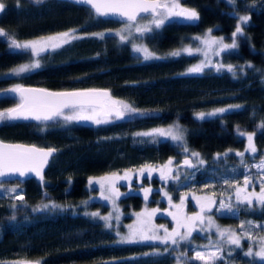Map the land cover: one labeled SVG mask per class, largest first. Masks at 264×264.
Masks as SVG:
<instances>
[{
    "label": "trees",
    "instance_id": "obj_1",
    "mask_svg": "<svg viewBox=\"0 0 264 264\" xmlns=\"http://www.w3.org/2000/svg\"><path fill=\"white\" fill-rule=\"evenodd\" d=\"M0 3L6 6L0 13V28L17 40L71 29L79 30L78 34L83 36L62 49L41 53V68L17 77L0 78V89L15 80L54 89L105 87L111 96L146 113L101 125L74 122L63 127L56 125L46 131H40L33 120L0 124L3 140L57 150L43 173L46 187L34 177L22 182L0 181L18 186L19 194L24 196L23 201H18L0 192V262L35 259L43 264H175L177 258H189L191 251L186 242L169 247L170 253L150 256L144 253L162 252L163 246L147 241L118 243L116 234L83 214L78 202L88 195L86 183L91 176L156 168L173 156L179 160L180 152L169 140L137 135L171 121L181 124L187 147L197 151L204 161L185 169L190 173L187 180L165 184L172 200H178L180 189L188 186L207 185L218 193L224 180L240 174L241 163L234 154L217 155L225 150L241 149L244 141L239 131L255 132L253 143L257 150H264V129L257 127L264 122V0H237L235 5L227 0H182L183 7L198 12L197 21H166L144 37L151 52L162 55L187 41L190 34L209 28L227 37L235 26L237 14L248 16L247 23L242 24L243 34L237 47L220 53L223 62L235 67V73L224 69L198 74H184L196 55L182 53L179 57L140 59L127 41L121 42L112 32H106L117 29L123 22L95 18L86 6L68 0H44L42 4L20 0L19 7L17 0H0ZM98 33L106 35L99 38L94 35ZM29 58V53L22 54L0 42V73ZM248 64L254 67L247 68ZM16 102L14 98H0V109ZM235 105L242 107L204 119L195 115L198 111L229 109ZM142 176L143 185L158 184L154 174ZM44 200L63 207L34 211ZM118 201L123 210L138 209L143 202L138 193H124ZM13 204L17 207L13 208ZM231 205L234 214H214L218 223L235 225L238 219L246 217L264 221V206L247 209ZM85 207L104 209L97 201ZM186 207L194 208L189 201ZM191 239L201 238L193 234ZM185 251L188 255L181 256ZM229 260L236 264H264L251 262L240 248L228 255L225 262L221 258L216 264H228ZM188 264L203 262L188 259Z\"/></svg>",
    "mask_w": 264,
    "mask_h": 264
},
{
    "label": "snow or ice",
    "instance_id": "obj_2",
    "mask_svg": "<svg viewBox=\"0 0 264 264\" xmlns=\"http://www.w3.org/2000/svg\"><path fill=\"white\" fill-rule=\"evenodd\" d=\"M32 3L42 4L44 0H31ZM72 3L78 5H84L88 8L90 14L95 18H105V17H119L128 21L127 28L129 34H131V29L135 28L136 34L143 38L145 33H149L153 30V27L156 29L161 28L166 21L176 22H186L192 23L199 19V14L194 8H184L181 6L182 0H71ZM237 0H227V3L235 5ZM20 6V0H17V7ZM6 10V6L3 3H0V13H3ZM142 14H147L152 17L149 25L140 26L135 22L142 17ZM146 18V17H144ZM239 23L236 26L235 31L232 33L233 39L230 44L223 43L224 38H220L222 43L221 51L235 49L237 47L236 37L243 34L242 24H246L249 20V17L239 16ZM124 29H121L116 33L120 37L121 42L128 41L129 37L123 35ZM209 32L212 30L209 29ZM79 30L71 29L69 31L57 33L55 35L41 37L39 40H29L24 42H19L12 34L6 32L3 28H0V42L7 43L10 49L19 50L22 54L27 55L31 53L30 61L25 64L18 65L17 67L11 69L7 73H0V78H7L9 76H20L21 74L28 73L39 69L42 67L41 59L36 58L40 57L41 53L47 52L49 50L56 51L64 48L67 45H70L73 41L77 39H82L83 36L78 34ZM99 38H104L105 33L94 34ZM196 40H200V37H194ZM202 43L208 44L207 40L202 41ZM215 43V41H213ZM134 52H143L144 59H164L165 57H156L151 53L148 48L143 45H133ZM194 51H200V49L193 50L191 47H185L182 49L174 50L168 53V56L179 57L182 53L188 55H193ZM219 54V53H217ZM208 64L206 62H201L195 66H192L187 69V72L184 74H198L203 71ZM224 65L217 67V71H220ZM251 64L247 65V68H253ZM227 71L235 73V67L233 65H227ZM259 71V70H257ZM0 98H18L15 106L0 110V124L5 122H13L18 120H33L37 122V126L40 131H46L48 128L60 125V121H64V125L71 124L73 122L81 121H91L96 125L108 124L112 121L107 117L114 116L116 120L124 119L127 116L137 115L142 116L146 113H142L132 105L123 103L112 99L110 92L105 89H96V88H85V89H76L71 91H60L52 92L46 89H33V88H23L20 85H14L8 89L0 90ZM241 105L230 106L229 109L219 108L215 109L212 112L208 113H198L197 119H204L205 117H214L218 114L229 111L231 108H240ZM43 125L40 127V125ZM258 128L264 129V122H261ZM137 135L149 137L154 135H159L163 137H168L173 141L183 142V131L177 125L175 127H170L168 129H154L152 132L138 133ZM241 136L246 135L248 140V146L245 149V152L256 153L257 149L253 143L255 132L244 133L240 132ZM184 152H188V148L184 147ZM57 150L54 148H39L36 146H26V145H9L0 141V177H5L8 175H18L19 177H25L28 174H34L35 177L39 179L42 183V186L46 187L44 182L43 170L45 166L49 163L51 157ZM245 152H237L236 155L239 157H244ZM194 156L199 157V153H193ZM219 155H227L217 154ZM172 163L171 160L164 165L165 168ZM204 161L200 160V164H203ZM184 164L188 167H193L191 161L185 160ZM242 166L248 167L244 164L243 160L241 161ZM252 167L257 169H264V160L260 164H254ZM145 169H141L143 172ZM171 172V169H169ZM149 175H151V170H149ZM179 179V176L175 177ZM107 179V178H102ZM120 179V177H117ZM161 179H167V177L161 172ZM101 182V181H98ZM253 179L245 175L244 176V185L247 187L249 184L253 183ZM89 183H93L90 179ZM225 183H228L226 180ZM260 191L258 194L253 193L252 196L240 198V192L243 189H238L236 198L238 204H246L249 207L253 206V198L256 203L264 205V178H261L260 181ZM103 186V184H102ZM0 191L8 192L15 194L12 198L18 201H23L24 196L22 194H17L18 186L14 188L4 189L3 184L0 183ZM148 189H145L146 198ZM46 195V193H45ZM183 198L181 203H183ZM87 203V202H85ZM13 208H16L17 205L13 204ZM61 208L60 205H57L54 202L38 206L34 211H43V210H55ZM63 210V209H61ZM206 210L210 211L211 209H206L205 207L201 208V213H197L192 217H185L184 221L181 222L177 220V217L172 213L173 219L177 220V227L172 229L171 232L165 228L164 225H161L160 228L164 230V235H159L157 232H152L151 234H146L144 232L134 231L130 236L121 237L118 243H139L143 241H158L160 244L165 245L162 252L158 253H144L145 256H150L153 254L163 255L165 253H170L169 245L177 246L181 241H187L189 237L192 236V232L196 228V224H203L204 213ZM226 210L228 213L234 214V209L231 204H225L222 200L220 201V208L217 211ZM156 210H153L155 214ZM93 217L97 216L98 213H91ZM102 219H108L107 217H101ZM251 224V221L247 222ZM207 224L209 229L215 226L217 233L221 238L227 240V243L234 245L239 248L241 246V238L237 236L235 232L231 229H224L218 225H215L212 217H208ZM241 229L244 228V224H241ZM255 227H260L264 230V225H257ZM184 229V231H180ZM203 230V229H201ZM139 235L140 239L137 240L135 237ZM251 234H249L248 239H251ZM260 246L254 250L253 246H250L246 252H244L245 257L258 258L261 262H264V237H260ZM255 243V242H254ZM203 248L210 249L209 251H195L194 257L192 259L202 261L203 264H216V261L221 259V256L218 253L222 250L219 245L209 244L201 246ZM231 254V253H230ZM187 251L181 253V256H187ZM134 259V258H133ZM14 264H42V261L36 262H21L17 261ZM177 264H183V261L180 258H177Z\"/></svg>",
    "mask_w": 264,
    "mask_h": 264
},
{
    "label": "rangeland",
    "instance_id": "obj_3",
    "mask_svg": "<svg viewBox=\"0 0 264 264\" xmlns=\"http://www.w3.org/2000/svg\"><path fill=\"white\" fill-rule=\"evenodd\" d=\"M181 6L183 7V5ZM244 15L245 14H237L235 26L231 30V32L227 34V37H224L222 34L213 33L212 31L209 32L208 31L210 29L209 28V29L204 30L203 32L190 34L189 39L187 41H185L178 47L173 48L169 50L167 53L162 54V55H158V54L151 52V50L144 43V37L152 33L154 29H156L154 28V26H152L153 30L149 33H145L143 38L139 37L136 34L135 28H132L131 34H129V30L127 28V25L129 23L128 21L123 22L117 29H114L112 31L107 30L106 32H109V33L112 32L117 37V39L120 41V37L116 35V33L120 31L121 29H124L122 34L129 37L127 42L129 43L132 52L138 55L140 59H144V53L134 52L133 45H137V46L143 45L144 47L148 48V50L151 53H153L154 56L156 57L158 56L163 57L167 55L168 53H170L171 51L182 49L185 47H191L193 50L198 48L200 49V51L198 52L194 51L193 55H196L197 58L190 65L187 66L186 70L201 62H206L208 64V66L205 67L203 71L204 70L217 71V67L220 65H224V67L221 68V70H224V69L227 70V65H231V64L225 63L221 60L220 53L223 51H221L222 43L220 42V38H224L223 43L230 44L233 39L232 33L235 31L236 26L239 23L238 18L239 16H244ZM144 17H141L135 23L140 26L149 25L152 17L150 15H147ZM65 31H69V30L46 33V34L37 35L33 37L23 38L18 41L24 42V41H29V40H39V38L41 37H47V36L55 35L57 33L65 32ZM194 37H200L201 39L196 40L194 39ZM240 38H241V35L236 37L237 43L240 41ZM204 40H207L208 44L202 43V41ZM213 41H215V43H213ZM229 50H232V49H229ZM183 54H186V53H183ZM29 55L31 57V53H29ZM36 58H39V57H36ZM29 61H30V58L11 66L10 68L6 69L5 71L1 73H7L11 69L17 67L18 65L28 63ZM9 77H17V76H9ZM21 83L22 82L19 80L11 81L6 87L1 88L0 90L8 89L14 85H20ZM111 97L114 100L127 103L126 101L121 100L119 98H116L113 96ZM15 99L16 101L18 100V98H15ZM219 108H224V107L210 108L207 110L198 111L195 115L197 116V114L201 112H204V113L212 112L213 110L219 109ZM0 110H4V109H0ZM139 111L142 112L141 110ZM135 116L137 115L127 116L126 118H132ZM107 118L110 119L111 121L115 120L114 116L107 117ZM74 123H77V122H74ZM78 123L96 125L92 123L91 121H81ZM64 124H65L64 121H60V125H64ZM177 125L183 131V137H184L183 127L177 121H171L166 124L157 125V126L145 129L142 131V133L152 132L154 129H165L166 130L170 127H175ZM240 132L250 133L249 131L241 130L239 131V135H240ZM153 137L157 139L169 140L170 142L174 143L177 146L178 151L180 152L179 156L188 154L194 166L200 165V160H202L200 155L199 157L193 155V153H198V152L195 150L189 149L187 147L185 143L186 142L185 137L183 139V142L173 141L172 139L168 137H163L159 135H154ZM242 138L244 142H243L241 149L225 150L220 154L232 153L237 157V160H239L240 163L243 160L244 164L248 165V167H244L241 164L240 174L238 176H234V177L227 179L228 183H225L226 180H224L222 183V186L218 188L219 189L218 193H216L213 188L208 187L207 185L206 186H196V187L188 186L186 188L180 189L177 195L179 197L178 200H172L170 198V193L167 192L164 188L165 184L168 181L182 182L183 180H187L188 177L190 176V173H187L185 170L186 167L176 166V163L178 160L175 156H173V157H169L168 159L160 163L156 168H153V167L147 168V169L143 168L145 169L143 172H141V169L139 171L138 170H124L118 173L117 172L105 173V174H101L98 176L89 177L86 183L87 188L89 190L88 195L85 198L81 199L78 202V205L81 206L83 214L89 215L90 217L100 221L105 228L115 233L117 241H119L121 237L130 236L132 232L134 231L144 232L146 234L157 232V234L159 235H164V230L160 228L161 225H164L165 228H167L168 231L171 232L172 229L177 227V220H180L183 223L185 222L184 221L185 217H192L197 213H201L202 207H205L206 209L210 208L211 209L210 211L206 210L204 213H202V215L204 216L205 222L203 224L197 223L195 230L192 232V235L197 234L199 235L201 239L198 241H193L191 239L192 238L191 236L189 237L187 241H181V242H186L191 251L189 258L185 260H183V258H180L183 261V264H188V259H192V257H194L195 251L207 252L210 250L208 248L201 247L203 245H209L210 243L219 245L222 250L218 253V255H220L221 258H223L224 262L227 260L228 255L230 256L233 253V251L237 248L234 245L227 243L226 239L221 238L219 234L217 233L215 226L209 229L208 224H207L208 217H212V219L215 222V225H218L224 229H231L233 232L237 234V236L241 238V246L239 248L241 249V253L244 255V252H246L250 246H253L254 250L260 246V243H261L260 237H264V230H262L260 227L258 228L255 226L264 225V221H256V220L251 219L250 217H246V218L238 219L237 224L232 225V224L218 223L214 218L215 213L227 212L226 210L217 211V209L220 208L221 200L225 204H234L237 206L245 207L247 209L260 208L264 206L259 203H256L254 198H253L252 207H249L246 204H238L237 202L236 194H237L238 189H243V191L240 192L241 199L247 196H252L253 193L258 194L260 191L259 181L261 178H264V169H257L256 167H252V165L260 164L261 161L264 160V150H257L256 153L245 152V149L248 146V140H247L246 135L242 136ZM184 147L188 148V152H184L183 150ZM237 152H245L244 157L237 156L236 155ZM219 156L222 157L223 155H219ZM169 160H171L172 163L168 165V173L165 175L164 165H166ZM169 169H171V172H169ZM149 170H151V174H154V176H156L155 179L158 182L157 185H143V183L140 181V179L143 177L142 175H144L145 173L149 174ZM161 172H163V174L167 177V179H161ZM245 175L250 176L254 181L253 183L249 184L247 187H245L244 185ZM176 176H179V179H176L175 178ZM117 177H120V179H117ZM102 178H107V179L102 180ZM90 179L93 181V183L91 184L89 183ZM98 181H101V182H98ZM14 187L16 186L12 184H3L4 189L14 188ZM145 189L149 190L147 193V198H146ZM2 193L8 194L12 197L15 195V194L8 193V192H2ZM124 193H138L141 196L142 201H143L142 206L139 207L138 209L123 210L118 199H119V196ZM17 194H19V192H17ZM182 198L184 201L183 203H181ZM92 201H97L100 204L104 205V209H101L100 207L86 208L85 205ZM188 201L194 206L192 210H187L186 205ZM50 202L52 201L44 200L38 206H42ZM56 204L60 205L61 208L63 207L62 204H59V203H56ZM153 210H156L155 214H153ZM91 213H98V215L93 217ZM169 213H172L173 215H175L177 217V220H174L173 215H169ZM101 217H107L108 219H102ZM248 221H251V224H248L247 223ZM241 224H244L243 229H241L240 227ZM180 231H184V229H180ZM249 234H251V237H252L251 239H248ZM135 239L139 240L140 239L139 235H137ZM147 242L160 244L158 241H147ZM181 242H179V244L175 247H179ZM243 242H245L246 244L245 247H243L244 246ZM160 245H162L163 248L165 247V245L163 244H160ZM169 247H173V246L169 245ZM248 258H250L251 262H261L258 258H253V257H248ZM192 260H194V262L197 261V263L202 262V261H198L195 259H192ZM0 264H14V262L6 261V262H0ZM175 264H177V262H175ZM228 264H236V263H234L233 260H229ZM248 264H251V263H248Z\"/></svg>",
    "mask_w": 264,
    "mask_h": 264
},
{
    "label": "water",
    "instance_id": "obj_4",
    "mask_svg": "<svg viewBox=\"0 0 264 264\" xmlns=\"http://www.w3.org/2000/svg\"><path fill=\"white\" fill-rule=\"evenodd\" d=\"M68 1L71 2V0H68ZM142 16H147V14H142ZM105 19H112V20H116V21H120V22L126 21L125 19L119 18V17H105ZM20 86H22L23 88L46 89V90L52 91V92L71 91V90L85 89V88H96V89H105V90H108L105 87H79V88L54 89V88H48V87H44V86L27 85V84H20ZM13 106H15V104L12 105V106H10V107H13ZM0 141H2L5 144H9V145H17V144H19V145H26V146H33L34 145L36 147L45 148V149H47V148H53L51 146H41V145H37V144H34V143H28V142H22V141H8V140H3L1 138H0ZM185 160L191 161L192 165L194 166V164H193V162H192V160H191V158H190V156L188 154L181 155L180 158H179V160L176 163V166H184V167H186L188 169H192L193 167L190 168V167H188L187 165L184 164V161ZM46 166H45V168H46ZM45 168H44V170H45ZM44 170H43V173H44ZM167 173H168V167L167 168L164 167V174L166 175ZM30 177H34V178L38 179L37 177H35L34 174H31L30 173V174H28L27 176H25L23 178L22 177H19L18 175H14V174L13 175H8V176H5V177H0V181H13V180H16V181L22 182L25 179H28ZM19 261H21V262H36L38 260H35V259H22V260H19ZM74 264H85V263H74Z\"/></svg>",
    "mask_w": 264,
    "mask_h": 264
}]
</instances>
